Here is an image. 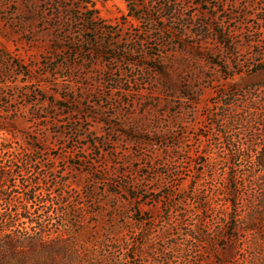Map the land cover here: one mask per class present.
<instances>
[{
  "label": "rangeland",
  "instance_id": "obj_1",
  "mask_svg": "<svg viewBox=\"0 0 264 264\" xmlns=\"http://www.w3.org/2000/svg\"><path fill=\"white\" fill-rule=\"evenodd\" d=\"M0 128L60 262L264 264V0H0Z\"/></svg>",
  "mask_w": 264,
  "mask_h": 264
},
{
  "label": "trees",
  "instance_id": "obj_2",
  "mask_svg": "<svg viewBox=\"0 0 264 264\" xmlns=\"http://www.w3.org/2000/svg\"><path fill=\"white\" fill-rule=\"evenodd\" d=\"M2 154L7 155L8 158L17 155L16 147L8 139H0V156ZM13 159V157L12 160L9 159L11 163L15 162ZM29 161L28 159L26 167H22L20 172L31 173L28 167L32 160ZM257 165L264 171V158L260 159ZM8 171L5 166H0V264H76L75 262L70 263L68 258L62 262L58 259L60 253L65 258L68 246L65 239L66 234L61 231L62 225L53 229L55 222H52L50 210L58 212L66 204L56 201L58 194L54 190L37 191L36 187L41 183L40 181L30 180L28 185L21 182L13 184L10 180L13 175L10 176ZM254 184L256 189H254L253 201L259 204L260 209H263L264 175L258 176ZM17 187L22 189L21 191L16 190L22 193L23 200L20 203L12 195V191H15L14 188L17 189ZM228 197V204L231 207H237L235 194H230ZM42 199L43 201L40 202ZM67 211L63 213H69ZM238 220L236 217L231 218L229 223L227 222L228 238H237L239 232L245 231L248 225V229L254 230L260 223L259 221L257 224H252L248 218H245L246 221L239 222ZM80 222L85 223L84 217H80ZM241 222L244 225L242 228Z\"/></svg>",
  "mask_w": 264,
  "mask_h": 264
}]
</instances>
